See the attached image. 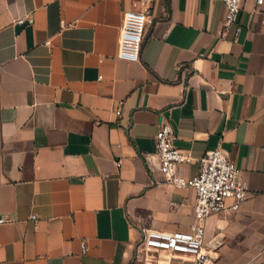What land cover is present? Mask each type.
I'll return each instance as SVG.
<instances>
[{"label":"crops","instance_id":"1","mask_svg":"<svg viewBox=\"0 0 264 264\" xmlns=\"http://www.w3.org/2000/svg\"><path fill=\"white\" fill-rule=\"evenodd\" d=\"M145 7L141 60L123 61L124 13ZM225 12L219 0H0V264H264V5L245 0L227 31ZM162 119L196 159L221 148L248 191L206 219L204 263L136 251L142 229L198 224L195 190L160 172Z\"/></svg>","mask_w":264,"mask_h":264},{"label":"built area","instance_id":"2","mask_svg":"<svg viewBox=\"0 0 264 264\" xmlns=\"http://www.w3.org/2000/svg\"><path fill=\"white\" fill-rule=\"evenodd\" d=\"M225 5L223 30L237 26L245 0H219ZM256 8L264 5V0H254ZM145 5V3H144ZM149 9L143 11H128L124 13L123 25L120 30L118 58L127 62H139L146 34ZM26 22L33 24L32 17L17 20L18 25ZM238 27L236 32L240 33ZM50 46L49 43L45 44ZM116 115L120 117L122 110ZM175 132L167 120L162 119L160 130L156 136L157 157L160 161V172L166 183L177 189L192 188L196 192L194 218L198 223L189 232H162L158 230L142 229V238L136 246L137 253L157 251L173 255L194 257L198 263H204L203 253L205 245L204 223L212 215H219L227 210L238 211L248 196V191L241 180V173L221 149L209 151L201 159L193 157L189 150L175 146ZM197 163L199 174L190 180L179 176L181 165ZM228 201H232L228 205ZM37 217L32 215L31 220L36 222ZM5 223L0 219V224ZM82 253H86L85 243L81 245Z\"/></svg>","mask_w":264,"mask_h":264},{"label":"bare ground","instance_id":"3","mask_svg":"<svg viewBox=\"0 0 264 264\" xmlns=\"http://www.w3.org/2000/svg\"><path fill=\"white\" fill-rule=\"evenodd\" d=\"M204 253V252H203Z\"/></svg>","mask_w":264,"mask_h":264}]
</instances>
